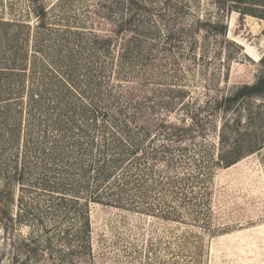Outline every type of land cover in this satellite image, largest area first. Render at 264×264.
Segmentation results:
<instances>
[{
  "label": "rangeland",
  "instance_id": "rangeland-1",
  "mask_svg": "<svg viewBox=\"0 0 264 264\" xmlns=\"http://www.w3.org/2000/svg\"><path fill=\"white\" fill-rule=\"evenodd\" d=\"M15 1L25 6L26 0ZM57 1L44 0L48 7ZM101 1L68 4L84 19L85 30L113 34L130 10L114 5L102 11ZM141 1L132 11V23L118 36L115 51L138 34L147 51L148 79L143 84L140 77L116 82L135 90L136 98L149 96L143 107L147 116L139 114L140 120L153 127L164 119L193 128L170 141L155 136L159 130L151 127L155 138L149 145L168 142L183 148L177 154L182 173H191L186 188L206 190L198 197L204 202L196 217L201 221H192L188 213L183 222L92 203V253H73L75 221L53 212L51 194L41 187L40 176L36 178L39 173L31 175L35 166L22 184L14 177H20L14 167L6 171L15 159L0 155V264H171L168 253L179 251L187 237L195 242L196 234L204 246L200 264H264V96L239 100L229 109L221 104L238 86L254 84L264 75V18L241 12L248 8L263 14L264 7L260 0ZM221 24L227 25L226 34ZM146 47L154 49L152 54ZM239 139L242 151L249 141L257 144L254 151L223 165L222 155H230ZM18 159L22 162V156ZM198 176L199 184H193ZM19 197L30 210L25 219L17 215ZM205 221L210 225L206 230ZM180 256L184 260L183 251Z\"/></svg>",
  "mask_w": 264,
  "mask_h": 264
},
{
  "label": "trees",
  "instance_id": "trees-1",
  "mask_svg": "<svg viewBox=\"0 0 264 264\" xmlns=\"http://www.w3.org/2000/svg\"><path fill=\"white\" fill-rule=\"evenodd\" d=\"M5 1L0 0V155L15 159L14 166L6 164V171L14 167L20 175L14 177L22 184L35 166L31 175L39 173L36 178L40 176L41 187L51 194L53 212L75 221L72 252L92 253V203L183 222L188 213L192 221L200 222L196 217L204 202L198 197L206 190L186 188L191 173H182L177 154L183 148L168 142L149 145L155 136L173 141L193 128L164 119L153 127L140 120L139 114L147 116L143 107L149 96L136 98L135 90L116 82L140 77L143 84L148 79L147 51L138 34L126 38L121 50L115 51L118 36L132 23V11L142 1H101L102 11L114 5H127L130 10L119 30L104 35L85 30L84 19L71 9L69 0H58L51 7L44 0H26L24 7L15 0ZM260 5L264 7V0ZM262 11L241 10L264 18ZM221 27L226 34L227 25ZM146 49L149 54L154 51ZM257 96H264V75L254 84L238 86L221 104L229 109L239 100ZM151 127L159 130L154 137ZM254 145L249 141L246 151L253 152ZM242 147L239 139L230 155H222L223 165L239 161L247 153ZM198 167L201 175L202 165ZM199 182L198 176L192 183ZM18 200L17 215L25 219L28 204L24 197ZM208 222L203 229L209 228ZM194 237L195 242L187 237L179 251L168 253L171 264H200L203 239L199 234ZM182 251L184 260H180Z\"/></svg>",
  "mask_w": 264,
  "mask_h": 264
}]
</instances>
